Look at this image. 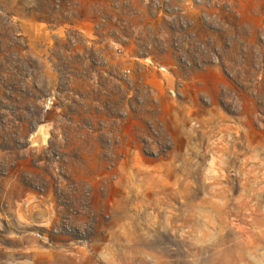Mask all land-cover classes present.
<instances>
[{
  "label": "rangeland",
  "instance_id": "374dc122",
  "mask_svg": "<svg viewBox=\"0 0 264 264\" xmlns=\"http://www.w3.org/2000/svg\"><path fill=\"white\" fill-rule=\"evenodd\" d=\"M0 264H264V0H0Z\"/></svg>",
  "mask_w": 264,
  "mask_h": 264
}]
</instances>
